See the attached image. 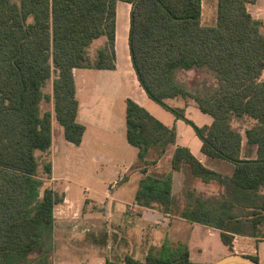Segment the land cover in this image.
Masks as SVG:
<instances>
[{"label":"trees","instance_id":"1","mask_svg":"<svg viewBox=\"0 0 264 264\" xmlns=\"http://www.w3.org/2000/svg\"><path fill=\"white\" fill-rule=\"evenodd\" d=\"M118 1L130 4L128 51L140 87L192 126L203 154L234 165L231 174L220 173L177 145L172 170H189L179 195L171 172L146 174L135 202L217 229L230 252L237 234L264 239V24L247 9L256 0H217L213 26L201 23L202 0H0V264H52L54 206L63 198L39 174L37 152L52 143V111L42 102L52 100L64 137L79 145L85 126L76 119L73 69L115 68ZM188 70H204L213 82L190 88L179 77ZM52 74V92L45 93ZM177 96L194 100L212 122L198 126L165 102ZM125 104L126 139L146 165L149 148L158 145L162 154L175 129L133 99ZM243 118L251 120L244 136L254 157H242L243 134L232 124ZM42 173L51 177L50 161ZM195 179L220 188L206 195ZM125 264L142 263L126 255ZM143 264L210 263L191 260L183 244L164 243Z\"/></svg>","mask_w":264,"mask_h":264},{"label":"rangeland","instance_id":"2","mask_svg":"<svg viewBox=\"0 0 264 264\" xmlns=\"http://www.w3.org/2000/svg\"><path fill=\"white\" fill-rule=\"evenodd\" d=\"M210 1H213L214 4V0H208V2ZM259 4L264 8V0H259ZM128 7L130 6L126 2H117L115 49L116 65L119 67L118 77L115 80L111 75H102V69L91 68L87 72L88 83L103 82V91L112 94L114 107L112 114L115 117H125L124 102L121 96L132 89L126 74L133 73L128 57ZM215 14L214 5L213 9L210 6L206 7L204 11L205 25L213 26L215 24ZM104 41V37L94 40L90 47L91 53H94ZM53 76L52 74L44 88L45 93L52 92ZM100 77H103L102 80ZM179 77L193 89L201 87L203 83L213 82L212 76L204 70L185 71L180 73ZM108 97H106V101H109ZM149 101L165 111L167 115H171L153 100L149 99ZM169 103L173 102L169 100ZM42 109L52 111L54 126L51 148L47 151L37 152L40 163L39 174L44 178L46 186H50L63 198L54 206L51 263L105 264V260L109 259L117 264H125V256L130 255L143 264L147 253H159L164 244V232L149 235L146 232L147 228L144 225H139L135 221V217L131 216L136 212L133 197L139 181L133 178L130 184L121 182L112 190L110 196L106 193L107 190H110V184L114 180H118L117 175H112V167H116L122 161L137 160L138 148L128 144L124 133L122 138L129 148L121 152L124 155H116L119 159L111 163L106 157L108 155L99 152V146L94 145L87 148L83 145L78 146L64 137L63 127L53 112L52 100L42 102ZM243 122H240L242 127H244ZM117 138V135L110 137L111 140ZM47 161L52 164L50 178L42 173V166ZM114 169L118 170V167ZM219 188L217 183L202 187L201 191L210 195L215 194ZM117 207L126 209L128 213L125 212V214L128 215L125 218H114L112 213ZM130 213L132 214L130 215ZM150 236L152 237L150 238ZM181 236L180 238H184L181 240L186 242L190 248L191 259L195 261L212 263L227 250L220 240L218 230L202 224H198L192 232L189 229L185 230ZM152 238L155 239L152 240ZM171 238L174 242L178 239L174 234ZM240 239L239 243H241ZM251 243L255 246L254 240ZM259 250L262 264H264V242L259 243ZM35 255L37 252L32 254V256Z\"/></svg>","mask_w":264,"mask_h":264},{"label":"crops","instance_id":"3","mask_svg":"<svg viewBox=\"0 0 264 264\" xmlns=\"http://www.w3.org/2000/svg\"><path fill=\"white\" fill-rule=\"evenodd\" d=\"M127 4L130 6L129 3ZM213 5H214V9L217 8V0H214V4H213V1L208 2V0H202L201 2V23L203 25H205V22H206L204 18V11L206 7L208 6H210L211 9H213ZM128 8L130 9V7ZM247 9L252 14L253 17L261 19L264 24V11H263L264 8L260 6L259 0H256L254 3L247 4ZM214 16L216 19V14ZM115 44H116V38H115ZM128 57H129V54H128ZM129 64L131 66V63ZM118 68L119 67L116 65L114 69H102L103 73L101 74L111 75L112 78L115 79L118 77V71H119ZM89 69L91 68L73 69V76H74V81L76 84V97L79 102L78 113H77L76 119L80 123L84 124L85 126V130L82 136V141L78 146L83 145L87 148V147L97 145L100 147L99 152L103 153L104 155H108L106 157L112 163L116 159H119L118 157H116V155H120V154L124 155V153H121V152L129 148L127 143H125V141H123V138H122V135L125 133V140L127 141L126 128H125V117H121V116L115 117L112 114V112L114 111L112 94H108L107 92L103 91L102 89L104 85L103 82H99V83L96 82L94 84L88 83L87 72ZM126 74L128 75V80L131 83L132 89L130 92H127L126 94H123L121 96V98L123 99L122 101L124 102L123 104L124 111H125V105H126L125 99L129 97L133 99L134 101H136L137 103H139L140 105H142L143 107H145L153 116L159 119L162 123H164L165 125L169 127H174L176 138H175V142L173 144H169L162 154H159L160 147L158 145H154L151 148H149L144 158V160L148 163L146 165L143 164L142 160H140L137 155V160L135 161L134 160L132 161L129 160L128 162L122 161L116 167H112L111 169L112 175L113 176L117 175L118 180L117 181L114 180L110 184V190L106 191L108 196L111 195L112 190L115 189L121 182L125 184H128V183L130 184L133 178H135L136 181H140V179L143 178L146 174L160 175V174L168 173V172L172 173V178H173L172 192L174 195L178 196L181 189L185 185L184 183L188 176L189 170L184 167L179 170H172L171 157L177 145L188 147L191 153L205 166L215 171H218L220 173H224V174L232 173L233 168H234L233 163L222 160L220 158L209 157L203 154L201 151L202 142L200 138L196 135L192 126L186 123L183 119L176 118L173 113H171L170 111L162 107L160 104L159 106L167 110L171 115H167L165 111H162L156 105L150 103L149 101L150 98L146 95L144 90L138 84L134 71L131 74L129 73H126ZM100 78L102 80L103 77H100ZM260 78L264 80V69L262 71ZM106 97H108L109 101H106ZM169 100H171L173 103L170 104ZM165 102L170 106L183 108L185 116L188 119L192 120L198 126L209 125L212 122V116L208 113L202 112L198 108L196 102L192 100L191 98H183V97L177 96L173 98H166ZM120 112H121V109H120ZM243 119L246 120V122H243V120L233 121L232 124L234 127L240 129L241 133L243 134L242 157L243 156L254 157L255 156V146L247 145L246 137L244 136V129L245 127L250 125L251 120H248L246 118H243ZM240 122L244 123V127H242ZM53 126H54L53 117L51 114V129L52 130H53ZM52 134H53V131H52ZM111 135H117L118 138L111 140L110 139ZM52 140H53V135H52ZM120 166H122L123 168L122 167L120 168ZM117 167H118V170L114 169ZM216 184L217 183L214 181L206 183V182L200 181L199 179L194 180V185L200 191L202 187H207L209 185L212 186ZM263 192H264V188H263ZM134 196H135V193H134ZM133 202H134L133 204L135 206L136 212H135V215L132 213H130V215L132 214L131 216L135 217V221L139 225L141 226L144 225L147 228L146 232L149 235L161 234V232L162 233L164 232V236H163L164 243L172 247H175L176 245H179V244L185 245L188 249L189 257H190L191 255L190 248L186 242L181 240L184 238H180V237H182L181 235H183L184 231L187 229L191 230V232L194 231L196 229V226H198V224L200 223L189 221L177 215L170 214L169 212H163L161 208L157 205H154L153 207H146V206L139 205L138 203L135 202V200ZM114 211L115 212L112 213V216L114 218L116 217L117 219L125 218V216L128 215V214H125V212L128 213V211H126V209H123L121 207H117L116 209L114 208ZM173 234L174 236L176 235L178 237V239L175 242L171 238ZM151 237L152 236H150V238ZM154 239L155 238H152V240ZM239 239L241 240V243H239L238 241ZM253 240L255 241V244H254L255 246H253V244L251 243ZM260 242H264V239L257 240L256 238L251 237V236H244V235L237 234L235 235V238L233 241V246H232L233 252L243 253L247 255H256L258 258V261H260V263L262 264V258H261L260 250H259ZM226 249H227L226 252L220 255L214 261L230 253V250L227 248V246H226Z\"/></svg>","mask_w":264,"mask_h":264},{"label":"water","instance_id":"4","mask_svg":"<svg viewBox=\"0 0 264 264\" xmlns=\"http://www.w3.org/2000/svg\"><path fill=\"white\" fill-rule=\"evenodd\" d=\"M211 264H261V263L247 254L230 252L220 257Z\"/></svg>","mask_w":264,"mask_h":264}]
</instances>
